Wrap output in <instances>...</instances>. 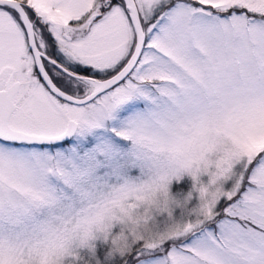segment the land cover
<instances>
[{
  "label": "snow or ice",
  "instance_id": "obj_1",
  "mask_svg": "<svg viewBox=\"0 0 264 264\" xmlns=\"http://www.w3.org/2000/svg\"><path fill=\"white\" fill-rule=\"evenodd\" d=\"M0 264H264V0H0Z\"/></svg>",
  "mask_w": 264,
  "mask_h": 264
},
{
  "label": "rangeland",
  "instance_id": "obj_2",
  "mask_svg": "<svg viewBox=\"0 0 264 264\" xmlns=\"http://www.w3.org/2000/svg\"><path fill=\"white\" fill-rule=\"evenodd\" d=\"M183 183L184 190L187 191L191 187V179L189 177H185ZM177 190L174 185V191Z\"/></svg>",
  "mask_w": 264,
  "mask_h": 264
}]
</instances>
